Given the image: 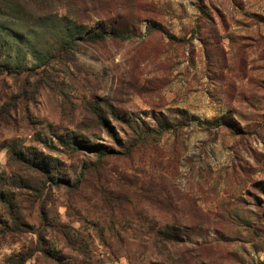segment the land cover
Returning <instances> with one entry per match:
<instances>
[{
	"label": "rangeland",
	"instance_id": "1",
	"mask_svg": "<svg viewBox=\"0 0 264 264\" xmlns=\"http://www.w3.org/2000/svg\"><path fill=\"white\" fill-rule=\"evenodd\" d=\"M0 65V264H264V0H0Z\"/></svg>",
	"mask_w": 264,
	"mask_h": 264
},
{
	"label": "trees",
	"instance_id": "2",
	"mask_svg": "<svg viewBox=\"0 0 264 264\" xmlns=\"http://www.w3.org/2000/svg\"><path fill=\"white\" fill-rule=\"evenodd\" d=\"M4 16L7 17V15H4ZM117 26H122V25L121 24H115V23L111 25L108 23V21H99V23L95 27V30L90 29V31H88V33L86 34V37L82 40L90 42V43H94V42L104 41L106 39V37H110V36L116 37V38L119 37L123 40L131 37L132 33H130L129 31H127L125 33V35H122L124 33L120 32L119 29H117ZM72 31H73V33H76V31H77L76 27H73ZM120 33H122V34H120ZM70 36H72V35H70ZM62 40H66V36L62 37ZM70 41H71V39H68L65 42L69 43ZM70 44H67V45H70ZM200 124L205 125V126H209V123H204V124L200 123ZM100 156L101 155H99V157Z\"/></svg>",
	"mask_w": 264,
	"mask_h": 264
}]
</instances>
